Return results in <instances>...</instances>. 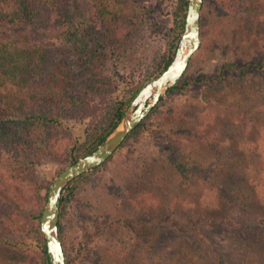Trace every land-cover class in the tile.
I'll list each match as a JSON object with an SVG mask.
<instances>
[{
	"label": "rangeland",
	"instance_id": "obj_1",
	"mask_svg": "<svg viewBox=\"0 0 264 264\" xmlns=\"http://www.w3.org/2000/svg\"><path fill=\"white\" fill-rule=\"evenodd\" d=\"M115 1L130 9L122 39L93 18L94 0L62 1L59 9L70 26L85 29L78 38L81 47L55 41L47 47L49 61L29 74V81L41 85L51 69L64 65L72 81L66 96L74 104L64 96L39 98L24 109L51 115L57 123L19 131L27 142L22 182L12 183L0 171L5 206L0 205V237L11 244L4 247L2 262L16 258L18 264H43L34 215L40 216L55 176L69 164L56 152L58 145L42 157L34 148L52 140L68 143L67 149L78 153L94 127L109 124L113 103L158 76V64L174 35L179 0ZM227 4L203 1L201 46L177 88L161 95L141 126L103 165L70 182L71 189L65 187L59 233L68 264H264V225L255 224L264 218V207L254 192L264 175V156H247L240 149L257 143L264 128V79L256 68L258 62L264 68V12L229 9ZM17 36L33 43L44 39L32 28ZM212 86L227 113L208 129L217 133L212 141L216 147L197 149L188 142L189 132H198V115ZM4 114L0 105V116ZM176 145L201 165L220 168L214 185L225 208L215 213L201 208L205 186L199 181L190 190L179 186L170 162ZM224 219L225 224L219 223ZM231 219L250 227L238 228Z\"/></svg>",
	"mask_w": 264,
	"mask_h": 264
},
{
	"label": "trees",
	"instance_id": "obj_2",
	"mask_svg": "<svg viewBox=\"0 0 264 264\" xmlns=\"http://www.w3.org/2000/svg\"><path fill=\"white\" fill-rule=\"evenodd\" d=\"M62 1L64 0H0V105H2L3 113H5L0 116V171L5 174V179L12 183L19 184L23 181L22 167L26 165L22 154L23 149L26 150L27 142L19 131L30 133L29 130L31 128L47 129L57 123V119L52 118L51 115L41 113L27 114L24 111L25 107L39 98L53 101L57 97L63 98L62 96H64L69 100L66 93L72 81L69 74L65 71L67 69L64 65L60 64L51 69L48 77L42 81L41 85H36L29 81V74L40 71L49 61L48 45L54 44L55 41H70L78 46L80 45L78 38L80 33L85 31V29L80 26H70V23L63 17L59 9ZM227 2L230 3L226 5V8L229 9L238 6L240 10L246 9L255 13L264 12V0H232L231 2L227 0ZM178 3L174 12V35L169 43L167 54L163 55L160 59V63L158 64L160 68L156 76L161 74L173 58L176 42L184 25L186 0H179ZM94 8L93 18L104 22L108 30L115 31L117 38L122 39L124 30L129 25L131 19L130 9L115 0H94ZM27 28H32L35 30L37 36L45 40L33 43L28 39L17 36V32ZM45 32H48L47 35L44 34ZM256 68L264 79V68L261 62L256 64ZM87 73L91 74V71L87 70ZM201 79V77L198 78V80ZM145 83L147 81L142 83L138 89L131 90L123 100L115 102L110 106L108 111L109 124L103 128L94 127L86 141L81 145L78 153L74 154L73 149H67L66 145L68 143L62 146L58 142L53 144L52 140L49 141L52 144L48 143L34 148L36 153L42 157L45 152L50 153L51 149H55L54 146L58 145L56 152L59 151V154L64 156L66 164H71L80 157L91 153L117 125L126 107ZM174 88L176 89L177 86L174 85L168 91L171 92ZM217 93V88L212 86L210 95L204 98L205 106L198 115L199 130L196 133L189 132L191 139L188 142L190 144L192 141V146L194 145L197 149L216 147L212 141L216 139L217 133L208 129L216 122V119L219 120L225 117L227 113V108L220 103L219 94ZM73 100V98L69 100V105L74 104ZM140 126L141 123L130 135ZM260 132L262 136L258 139L257 143L240 146L245 155L250 156L254 153L264 156V128ZM32 148L30 149L32 150ZM179 148V145L174 146V152L170 156V162L179 174V186L190 190L193 187V183L199 181L205 186L201 194V208L204 211L212 213L225 208V203L221 201V192L214 185L216 178L220 174V168H216L213 163L201 165L190 152L181 153ZM85 175L77 177L71 183H76V181ZM249 183L253 182L249 180ZM70 185L67 186L66 190L72 188ZM39 191V189L35 190L38 198ZM254 192L258 203L264 207V175L261 182L255 185ZM63 199L62 196L61 202ZM0 205L4 207L2 209H5L1 200ZM34 218L38 223L39 213L34 215ZM230 221L232 225L238 228L250 227L246 223H241L237 220L231 219ZM225 222L226 219L219 221L222 224H225ZM255 224L264 225V218H259ZM38 234L44 256L43 264H48L43 236L40 231H38ZM10 245L9 242L0 237V264H18L16 258H8L7 261L2 262L3 249L5 246Z\"/></svg>",
	"mask_w": 264,
	"mask_h": 264
},
{
	"label": "water",
	"instance_id": "obj_3",
	"mask_svg": "<svg viewBox=\"0 0 264 264\" xmlns=\"http://www.w3.org/2000/svg\"><path fill=\"white\" fill-rule=\"evenodd\" d=\"M203 0H187L184 27L168 66L137 92L122 118L103 142L91 153L77 159L55 176L39 216L49 264H66L59 236L61 196L65 187L83 174L103 165L146 116L154 110L162 94L174 87L201 46L200 13Z\"/></svg>",
	"mask_w": 264,
	"mask_h": 264
}]
</instances>
